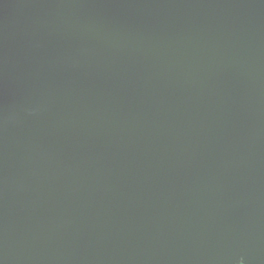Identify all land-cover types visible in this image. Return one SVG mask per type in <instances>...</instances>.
Segmentation results:
<instances>
[{
  "label": "water",
  "instance_id": "obj_1",
  "mask_svg": "<svg viewBox=\"0 0 264 264\" xmlns=\"http://www.w3.org/2000/svg\"><path fill=\"white\" fill-rule=\"evenodd\" d=\"M0 264H264V0H0Z\"/></svg>",
  "mask_w": 264,
  "mask_h": 264
}]
</instances>
